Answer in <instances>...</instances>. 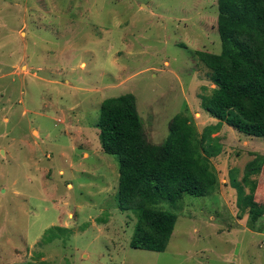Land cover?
Returning <instances> with one entry per match:
<instances>
[{
  "label": "rangeland",
  "instance_id": "1",
  "mask_svg": "<svg viewBox=\"0 0 264 264\" xmlns=\"http://www.w3.org/2000/svg\"><path fill=\"white\" fill-rule=\"evenodd\" d=\"M217 18V0H0V264H264V165L246 212L231 185L264 138L210 134L215 190L155 205L178 218L154 252L130 246L137 217L117 207L118 158L96 126L102 101L126 93L153 143L178 113L200 137L217 124L196 54L221 52Z\"/></svg>",
  "mask_w": 264,
  "mask_h": 264
},
{
  "label": "trees",
  "instance_id": "2",
  "mask_svg": "<svg viewBox=\"0 0 264 264\" xmlns=\"http://www.w3.org/2000/svg\"><path fill=\"white\" fill-rule=\"evenodd\" d=\"M217 28L221 52L197 50L215 84L202 95V107L218 123L200 137L190 118L176 114L161 143L148 140L133 93L104 99L96 123L104 152L119 162L117 207L132 211L137 221L130 241L136 249L163 252L177 222V214L155 208L160 201L173 205L185 194L210 195L217 175L209 157L220 153L210 134L222 123L246 135L264 138V0H217ZM209 141V143H208ZM264 157L245 166L242 182L231 175L241 213L255 200ZM248 186V191L246 187Z\"/></svg>",
  "mask_w": 264,
  "mask_h": 264
}]
</instances>
